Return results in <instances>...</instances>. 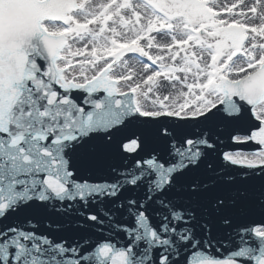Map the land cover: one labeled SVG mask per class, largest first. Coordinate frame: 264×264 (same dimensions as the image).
Returning <instances> with one entry per match:
<instances>
[{"label": "snow or ice", "instance_id": "obj_1", "mask_svg": "<svg viewBox=\"0 0 264 264\" xmlns=\"http://www.w3.org/2000/svg\"><path fill=\"white\" fill-rule=\"evenodd\" d=\"M0 264H264V0H0Z\"/></svg>", "mask_w": 264, "mask_h": 264}, {"label": "water", "instance_id": "obj_2", "mask_svg": "<svg viewBox=\"0 0 264 264\" xmlns=\"http://www.w3.org/2000/svg\"><path fill=\"white\" fill-rule=\"evenodd\" d=\"M221 139L223 140V144L218 145V148L220 150L226 151V150H235L238 148H246L248 147L247 145H234L231 143L227 133H225Z\"/></svg>", "mask_w": 264, "mask_h": 264}, {"label": "rangeland", "instance_id": "obj_3", "mask_svg": "<svg viewBox=\"0 0 264 264\" xmlns=\"http://www.w3.org/2000/svg\"><path fill=\"white\" fill-rule=\"evenodd\" d=\"M130 63H136L135 61H130Z\"/></svg>", "mask_w": 264, "mask_h": 264}, {"label": "bare ground", "instance_id": "obj_4", "mask_svg": "<svg viewBox=\"0 0 264 264\" xmlns=\"http://www.w3.org/2000/svg\"><path fill=\"white\" fill-rule=\"evenodd\" d=\"M133 64H135V63H133ZM137 67H139V65H137Z\"/></svg>", "mask_w": 264, "mask_h": 264}]
</instances>
